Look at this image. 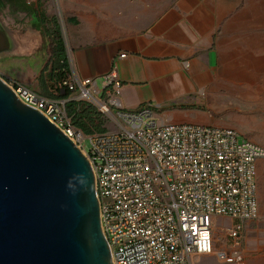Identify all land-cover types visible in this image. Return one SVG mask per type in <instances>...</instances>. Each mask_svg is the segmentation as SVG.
I'll list each match as a JSON object with an SVG mask.
<instances>
[{
    "label": "built area",
    "instance_id": "1",
    "mask_svg": "<svg viewBox=\"0 0 264 264\" xmlns=\"http://www.w3.org/2000/svg\"><path fill=\"white\" fill-rule=\"evenodd\" d=\"M102 83L99 89L92 77L68 74L60 85L119 126L90 134L74 125L68 99L10 84L89 158L113 264H192L194 255L215 249L222 217L239 221L227 229L232 248L218 256L244 264L240 234L243 222L259 214L257 165L264 147L231 126L172 122L150 104L126 109L117 96L122 81L115 68Z\"/></svg>",
    "mask_w": 264,
    "mask_h": 264
},
{
    "label": "rangeland",
    "instance_id": "2",
    "mask_svg": "<svg viewBox=\"0 0 264 264\" xmlns=\"http://www.w3.org/2000/svg\"><path fill=\"white\" fill-rule=\"evenodd\" d=\"M1 21L12 31L33 32L35 50L31 54L0 55L1 75L7 82L22 84L47 96L60 95L65 77L53 71V58L58 32L70 47L67 15L79 19L77 31H103L114 36L121 33L146 31L181 0H2ZM213 1V0H211ZM223 9V25L218 31L221 56L216 67L222 84L212 93L206 92L204 104L198 107L216 118L222 126H231L250 140L264 147V0H214ZM39 20L45 16L44 28L34 23L32 13ZM256 59V60H255ZM54 75H56V80ZM232 77L235 80L230 81ZM240 76V78H239ZM99 86L102 78L98 79ZM64 88V87H63ZM74 97V96H73ZM70 99V98H69ZM74 99V98H73ZM106 130H117L108 117L102 116ZM89 147V142L86 140ZM257 198L259 214L243 222L239 247L244 264H264V157L257 165ZM239 220L218 219L215 228V249L211 253L196 254L192 264H236L221 260L218 252L227 245V229ZM226 239V242H225Z\"/></svg>",
    "mask_w": 264,
    "mask_h": 264
},
{
    "label": "water",
    "instance_id": "3",
    "mask_svg": "<svg viewBox=\"0 0 264 264\" xmlns=\"http://www.w3.org/2000/svg\"><path fill=\"white\" fill-rule=\"evenodd\" d=\"M19 35L0 19V55ZM0 264H113L89 158L1 75Z\"/></svg>",
    "mask_w": 264,
    "mask_h": 264
},
{
    "label": "crops",
    "instance_id": "4",
    "mask_svg": "<svg viewBox=\"0 0 264 264\" xmlns=\"http://www.w3.org/2000/svg\"><path fill=\"white\" fill-rule=\"evenodd\" d=\"M219 7L214 0H181L151 29L114 36L105 35L101 29L92 34L79 33L78 17L69 14V48L65 41L68 74L78 79L92 77L98 83L99 78L115 68L122 81L117 96L126 109L150 104L172 122L223 125L195 107L205 103L206 92L212 93L223 82L216 69L222 51L217 37L223 25L222 5L220 10ZM32 17L35 21L40 19L36 11ZM19 34L23 45L17 42L15 53L31 54L35 50L31 41L36 39L35 33ZM53 58L58 60L56 55ZM1 75L11 79L8 73ZM230 77V81L242 79ZM99 89H103V83ZM76 97L77 93L72 91L69 98Z\"/></svg>",
    "mask_w": 264,
    "mask_h": 264
},
{
    "label": "trees",
    "instance_id": "5",
    "mask_svg": "<svg viewBox=\"0 0 264 264\" xmlns=\"http://www.w3.org/2000/svg\"><path fill=\"white\" fill-rule=\"evenodd\" d=\"M4 6V2L0 0V7ZM43 19L35 21V24L39 27L44 26L46 20L45 16ZM77 22L75 19L71 20ZM56 46L54 48V54L57 56V65L53 68V71L57 76L65 77L69 73V64L65 51V41L58 32L55 33ZM72 91L64 87L61 90L60 97L69 98ZM66 108L69 115L72 116V121L74 125L81 129L85 134H90L96 131H106L102 125L104 120H102V114L98 108L85 100L69 99L66 102Z\"/></svg>",
    "mask_w": 264,
    "mask_h": 264
},
{
    "label": "bare ground",
    "instance_id": "6",
    "mask_svg": "<svg viewBox=\"0 0 264 264\" xmlns=\"http://www.w3.org/2000/svg\"><path fill=\"white\" fill-rule=\"evenodd\" d=\"M225 242H226V239H225Z\"/></svg>",
    "mask_w": 264,
    "mask_h": 264
}]
</instances>
